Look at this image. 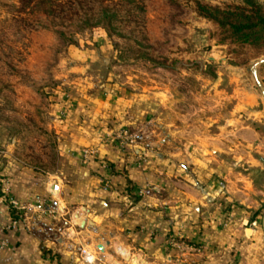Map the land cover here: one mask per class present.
I'll return each instance as SVG.
<instances>
[{"label":"crops","instance_id":"crops-1","mask_svg":"<svg viewBox=\"0 0 264 264\" xmlns=\"http://www.w3.org/2000/svg\"><path fill=\"white\" fill-rule=\"evenodd\" d=\"M257 65L251 83L223 68L218 80L229 81L214 86L215 115L170 155L122 152L109 136L149 114L144 97L115 89L61 97L52 120L66 171L0 164V264H130L120 252L138 264H264V65ZM87 149L95 153L85 165ZM11 200L23 210L10 209Z\"/></svg>","mask_w":264,"mask_h":264},{"label":"rangeland","instance_id":"rangeland-1","mask_svg":"<svg viewBox=\"0 0 264 264\" xmlns=\"http://www.w3.org/2000/svg\"><path fill=\"white\" fill-rule=\"evenodd\" d=\"M212 32L190 0H0V164L66 171L53 127L56 103L108 96L109 89L142 96L151 110L109 135L122 152L180 149L215 115L214 86L229 81L218 80L232 66ZM261 63L264 56L237 69L251 83Z\"/></svg>","mask_w":264,"mask_h":264},{"label":"trees","instance_id":"trees-1","mask_svg":"<svg viewBox=\"0 0 264 264\" xmlns=\"http://www.w3.org/2000/svg\"><path fill=\"white\" fill-rule=\"evenodd\" d=\"M190 4L193 13L211 26L209 38L226 47L232 67L247 69L249 62L264 56V6L258 1L190 0Z\"/></svg>","mask_w":264,"mask_h":264},{"label":"built area","instance_id":"built-area-1","mask_svg":"<svg viewBox=\"0 0 264 264\" xmlns=\"http://www.w3.org/2000/svg\"><path fill=\"white\" fill-rule=\"evenodd\" d=\"M94 151L87 149L82 151V158H84L85 160H89L90 157H92L94 155ZM6 192V190H5ZM10 209L12 210H23L19 207L18 203H16L15 201L11 200L8 202ZM12 225H16L15 223H12ZM170 247L173 248L176 252L180 253V247H178V245L176 243L170 242L169 243ZM5 248L4 245H0V253L1 251Z\"/></svg>","mask_w":264,"mask_h":264},{"label":"water","instance_id":"water-1","mask_svg":"<svg viewBox=\"0 0 264 264\" xmlns=\"http://www.w3.org/2000/svg\"><path fill=\"white\" fill-rule=\"evenodd\" d=\"M57 188L55 186L51 187V191L55 192ZM120 257H122L123 260L126 262H129L130 264H138L136 259H131L129 256L125 257L124 253L120 252Z\"/></svg>","mask_w":264,"mask_h":264}]
</instances>
